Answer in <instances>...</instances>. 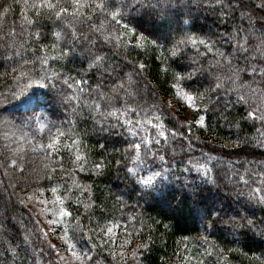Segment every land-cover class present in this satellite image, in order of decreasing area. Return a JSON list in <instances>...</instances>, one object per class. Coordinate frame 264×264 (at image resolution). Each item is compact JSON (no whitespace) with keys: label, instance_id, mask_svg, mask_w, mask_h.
I'll return each mask as SVG.
<instances>
[{"label":"snow or ice","instance_id":"obj_1","mask_svg":"<svg viewBox=\"0 0 264 264\" xmlns=\"http://www.w3.org/2000/svg\"><path fill=\"white\" fill-rule=\"evenodd\" d=\"M209 9L218 23L205 28L197 21ZM0 56L12 65L0 168L24 185L34 178L31 192L13 194L46 222L15 242L0 221L4 264H143L158 226L181 218L200 235L182 237L191 247L176 264H229L240 245L264 244V0H6ZM149 56L170 85L166 105L148 81ZM8 97L23 116L12 118ZM113 163L124 187L94 196L88 181ZM154 203L165 219L146 211ZM250 264H264V248Z\"/></svg>","mask_w":264,"mask_h":264},{"label":"trees","instance_id":"obj_2","mask_svg":"<svg viewBox=\"0 0 264 264\" xmlns=\"http://www.w3.org/2000/svg\"><path fill=\"white\" fill-rule=\"evenodd\" d=\"M6 2V0H0V3ZM18 12V9H17ZM218 13L212 12L209 9L207 12H202L201 17L198 19L197 23L204 25L205 28L209 26H214L218 23L217 19ZM238 16V14H237ZM12 17L10 16L9 19ZM195 30V29H193ZM0 60H3V57L0 56ZM146 63L148 64V72L146 73L148 81H151V84L155 85V90L158 94V97L164 102L166 105L171 99L168 89L170 85L165 81L163 75H161L160 79L157 80L156 77L152 74V59L149 56L146 59ZM12 65L10 63H0V73L7 72V75L0 76V94L7 95L8 88L12 87L10 77L12 75L11 72ZM78 67V65H75ZM151 87V85H149ZM9 104L17 105L19 107V111L15 108H8V111L12 113V118L16 119L19 115H24V108L22 104H18V102L8 97ZM0 107H7L6 105H0ZM49 108H53L57 112L62 111L58 109L55 105L49 104ZM176 115L180 118H184L187 113L183 111H177ZM57 116H53L52 119H57ZM170 119V118H169ZM18 122V119L16 120ZM89 128L91 127V121L88 122L87 125ZM172 125L169 124V127ZM81 128L84 127L83 124L80 125ZM46 136L47 133H44ZM221 135H227L226 130L221 132ZM207 138V137H205ZM96 139L99 137H95L88 141L89 145L95 144ZM120 146V145H118ZM120 157H116L119 159ZM35 163L32 164V167L39 168L42 166L41 159L39 155H35L30 157V163L32 161ZM70 166V165H69ZM3 169L0 168V221H4L6 219L7 225L9 228V236L10 238L15 237V242H19V240L26 235L25 227L29 230L36 231L34 227V221L37 219L36 217H30L29 215V207L26 205H21L17 201L16 195L14 192H19L21 189L30 192L35 187L34 178L28 185H24L19 176H6L3 174ZM27 175V174H26ZM87 175V174H83ZM123 170H117L115 164L113 163V167L110 169V175L106 178H96L95 181H88L89 184H95L93 188V195H98L100 191L108 192V191H116L118 188L124 187ZM19 182V186L17 188H12L10 184H17ZM49 199H51V194H48ZM162 205L158 203H154L153 207L147 208L146 211L155 216L157 220H163L165 217L161 213ZM33 211V210H32ZM80 211L83 212V207L81 206ZM257 216H264V213L257 210ZM171 219L170 217L168 218ZM86 224L87 221L85 220ZM151 223V221H149ZM186 229H190L186 230ZM19 233V237L17 236ZM200 235L199 224L197 223L193 226L189 221L181 218L179 220V227H170L168 230L163 228V225H159L157 228V232L154 235L153 239L155 241L154 245L151 246V250L145 253V258L143 259V264H175L176 256L178 249L184 247V244L187 243L183 241L182 237L189 236L195 237ZM218 241L221 242L222 246L226 248L236 247L235 244L229 242V240H225L221 235H217L215 237ZM44 240L43 235H33L31 237V241L36 248H43L46 252L48 251V247L46 243H42ZM195 242V241H194ZM251 251H249V247H244L243 244L240 247L243 249V252H233L229 253V264H250L252 252H255L257 256L260 255L261 249L264 248V244L260 243L258 237H255L252 241H247ZM190 246V245H189ZM191 247V246H190ZM4 252V248L0 246V253ZM243 253H247L244 255ZM23 256V253H21ZM163 258V259H162ZM6 257H0V264H4ZM17 264H21L20 257H17ZM23 264H32L31 260L25 258L23 260ZM209 264H212V260H209Z\"/></svg>","mask_w":264,"mask_h":264},{"label":"rangeland","instance_id":"obj_3","mask_svg":"<svg viewBox=\"0 0 264 264\" xmlns=\"http://www.w3.org/2000/svg\"><path fill=\"white\" fill-rule=\"evenodd\" d=\"M21 116H23V115H19L18 117H21ZM16 123L18 124V123H19V120H18V122H16ZM31 191H32V190H31ZM31 191H30V192H31ZM27 206H28L31 210L36 211V208L33 206L32 203H28ZM37 219H40V220L42 221V223H46V222L44 221L43 217L37 216ZM49 239H51L52 242H54V243H58V241H57L54 237H51V236H50ZM187 243H189V242H187ZM192 243H194V241H192ZM184 245H185V244H184ZM189 245L191 246V243H189ZM190 246H189V247H190ZM181 249H183V247H181L180 249H178V251L181 250ZM177 259H178V257L176 256V261H177ZM175 264H176V262H175Z\"/></svg>","mask_w":264,"mask_h":264}]
</instances>
